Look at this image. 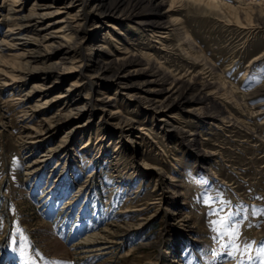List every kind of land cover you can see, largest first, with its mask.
Listing matches in <instances>:
<instances>
[{
	"label": "rangeland",
	"instance_id": "obj_1",
	"mask_svg": "<svg viewBox=\"0 0 264 264\" xmlns=\"http://www.w3.org/2000/svg\"><path fill=\"white\" fill-rule=\"evenodd\" d=\"M21 1L27 11L32 0ZM219 1L237 6L248 0ZM146 4L142 2L145 10ZM167 4L168 0L141 14L125 8L119 15L90 16L84 23V31L95 38L83 42L90 48L83 49L81 69L66 72L49 87L48 95L64 89L80 71L97 73L91 98L111 95L105 113L119 111L125 121L118 131L110 125L116 116L100 120L101 111L95 107L90 127L70 135L63 151L51 156L38 175L23 174L24 150L16 140L19 117L11 116L7 108L10 87L0 86V264L264 261V16L251 12L245 18L240 12L235 18L225 8L180 0L165 17L162 10ZM167 18H176L169 31L153 30ZM9 53L0 49V61L10 59ZM129 59L122 67L123 79H113L112 73ZM106 61L110 63L103 75L97 71ZM198 75L204 76L203 82H191ZM176 76H181L179 91L191 100L166 112L142 113L148 108L136 97L146 93L145 87L169 85ZM153 77L158 81L148 82ZM209 80H216L214 101L221 106L219 110L210 101L211 106L204 107L215 114L212 119L187 110L197 104L192 99ZM31 82L28 79L23 87L28 89ZM189 84L194 86L188 89ZM58 104L53 103L51 110ZM163 116L175 128L165 127L159 120ZM98 123L101 144L95 131ZM64 131L63 127L51 133L34 148L33 156L54 145ZM184 133L198 139L199 146L186 149ZM32 180L35 192L27 191ZM52 187L61 199L50 206L40 204L38 198ZM208 196L213 199L211 207L223 208L218 216L208 215L210 206L204 203ZM229 214L238 230L234 242L220 234L223 225L212 223ZM103 227L118 233L108 250L82 251L85 235ZM229 251L234 254L229 256Z\"/></svg>",
	"mask_w": 264,
	"mask_h": 264
},
{
	"label": "bare ground",
	"instance_id": "obj_2",
	"mask_svg": "<svg viewBox=\"0 0 264 264\" xmlns=\"http://www.w3.org/2000/svg\"><path fill=\"white\" fill-rule=\"evenodd\" d=\"M143 1L145 0H92L91 6L84 12L79 13L80 7L82 5L89 6L90 0H32L27 11H25V4L21 0H0V24L4 27L0 31V49L10 51V59L0 61V86L10 87L11 91L8 92L10 96L5 99L9 105L7 108L12 111L11 116L19 117L16 120V140L24 150L23 174L26 177L36 175L51 156L63 151L70 135L77 129L82 128L85 131L90 127L89 121L94 116L95 107L101 111L99 114L100 120L107 117V115L116 116L117 119L110 121V125L116 127L119 131L120 126H122L121 123L125 121L121 118L119 111L116 112V110L111 109L106 111V113L104 111L111 95L102 94L95 100L91 98V90L97 83V79H95L97 73L80 71L78 75L69 79L68 84L61 91L51 95H48V91H50L49 87L56 86L66 72L81 69L82 63L78 61L82 60L83 49L90 48L89 45L83 46V42L91 37L95 38V34L89 37L84 31V23L89 20L90 16L97 18L119 15V11L121 12L125 8L128 9L130 14L146 13V10H150L155 5L161 4L166 0H146L148 4V9L146 10V6L142 5ZM177 1L180 0H168V4L162 10V15L165 17L170 15ZM193 1L203 2L212 8H225L234 17L239 15L240 12L244 14L245 18L251 12L257 16H264V0H248L244 5L239 3L237 6L225 4L219 0ZM76 4L78 9L73 15H70V9L76 7ZM175 20L176 18L161 19L155 24L156 28L153 30L165 33L169 25L171 26ZM261 21L264 22L262 19ZM138 22L150 23L149 20H138ZM61 31H65L64 36L60 35L59 32ZM72 36H74V39H71ZM130 61L132 59L123 61L121 66L117 67L112 73V78L119 81L122 80L124 77L122 67ZM109 63L110 61H106L104 65H100L97 72L101 70L100 73L105 75L103 70L108 68ZM28 79H32V82L29 88L26 89L23 86ZM203 79L204 76L198 75L191 82H203ZM180 80L181 76H176L170 80L169 85L163 86L164 82H161V85L156 87H145L146 93L136 97L140 103L144 104V107L148 108L146 111L145 109L142 110V113L145 114L149 110H151L149 113L152 114L162 111L166 112L172 105L185 106L186 102L191 99L186 98L183 92L179 91L178 83ZM154 81H158L157 78L153 77V79L150 78L148 80V82ZM215 83L216 80L202 83L203 85L198 95L192 99L197 104L187 107V110L195 111L202 116H208L210 119L213 116L215 117V114L203 111L204 107L209 106L211 102V105H214L217 109L220 110L221 108L214 101V95L218 92L214 88ZM193 86L194 84H189L186 88L189 89ZM225 91H222V94H225ZM160 93L163 94L162 97L159 96ZM74 99L79 100L77 103H73ZM209 102L210 104L208 105ZM53 103H59L55 110H51ZM203 103L207 105H203ZM83 115L86 117L84 121L74 119ZM159 120L164 121L162 123H165V127L175 128L164 116L159 118ZM127 122L129 123V120ZM63 127L65 131L58 136L54 145L44 147L39 155L33 156L35 147H40L51 133ZM95 127L96 134L99 137L102 128H100L99 123ZM140 129H142L141 126L136 128L138 132L135 133V136L140 133ZM188 135L190 133L182 135L186 149L197 148L200 144L199 140L189 138ZM121 140L122 138L119 141ZM97 143H102L100 137ZM60 158L57 157V165L61 164ZM64 167L63 164L60 168V174L63 173ZM58 180L57 176L54 179L55 183ZM32 181L27 191L35 192L37 185L35 180ZM58 199L60 200L61 198L55 194L52 187L51 190L45 191L43 197L38 198V202L40 204L46 203L50 206ZM116 234L118 233L107 227L91 232L85 235L82 240L84 243L82 251L103 252L108 250L109 244L114 242Z\"/></svg>",
	"mask_w": 264,
	"mask_h": 264
},
{
	"label": "snow or ice",
	"instance_id": "obj_3",
	"mask_svg": "<svg viewBox=\"0 0 264 264\" xmlns=\"http://www.w3.org/2000/svg\"><path fill=\"white\" fill-rule=\"evenodd\" d=\"M204 203L206 205H209V212L208 215L209 216H218L220 214V212L223 211V208L221 207L220 209H217L215 207H211V205L213 204V199L211 196H208L207 198H205ZM232 214H229V218L225 219V218H221L217 221H213V226L215 227V225L219 224V225H223L225 228V231L220 233L222 236L226 235L229 237V239L231 241L234 242V239L236 237V235L238 234V230L236 229V227L234 225H232L229 221H230V217ZM19 231V230H18ZM226 247H228L229 245H225ZM262 252H264V248L261 249ZM233 251H229L228 255L231 256L233 255ZM51 264H55V262H51ZM261 264H264V261L261 262Z\"/></svg>",
	"mask_w": 264,
	"mask_h": 264
}]
</instances>
